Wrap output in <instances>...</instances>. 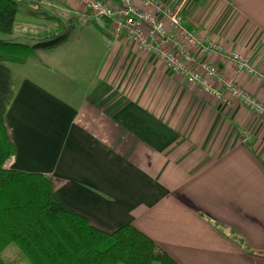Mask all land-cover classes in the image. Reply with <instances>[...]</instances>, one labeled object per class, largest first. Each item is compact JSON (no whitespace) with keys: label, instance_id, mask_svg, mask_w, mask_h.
Here are the masks:
<instances>
[{"label":"crops","instance_id":"crops-1","mask_svg":"<svg viewBox=\"0 0 264 264\" xmlns=\"http://www.w3.org/2000/svg\"><path fill=\"white\" fill-rule=\"evenodd\" d=\"M34 1L63 33L20 65L33 61L36 75L8 67L16 92L4 125L15 155L6 167L48 176L55 199L92 227L131 224L177 264H264V122L113 39L75 0ZM32 13L22 30L48 25ZM183 26L222 49L204 57L190 48L193 55L264 103V82L237 73L225 54L247 58L264 77V0L189 1ZM65 61L83 84L61 95L53 79L76 77Z\"/></svg>","mask_w":264,"mask_h":264},{"label":"trees","instance_id":"trees-1","mask_svg":"<svg viewBox=\"0 0 264 264\" xmlns=\"http://www.w3.org/2000/svg\"><path fill=\"white\" fill-rule=\"evenodd\" d=\"M21 4L0 0V254L12 243L29 264H177L131 224L112 233L92 227L55 199L48 176L5 166L15 151L4 115L16 92L6 63L25 65L36 49L52 47L63 33L60 19L37 9L48 21L42 32L26 31L29 43L6 39L17 29ZM0 264H6L1 256Z\"/></svg>","mask_w":264,"mask_h":264},{"label":"built area","instance_id":"built-area-1","mask_svg":"<svg viewBox=\"0 0 264 264\" xmlns=\"http://www.w3.org/2000/svg\"><path fill=\"white\" fill-rule=\"evenodd\" d=\"M91 17L105 28L113 39H123L137 50L157 58L174 75L197 87L207 96L227 104L229 98L264 122V103L240 88L233 78L226 77L215 65L201 61L189 49L195 48L204 57L221 52V47L202 40L195 31L183 26L185 4L179 0L173 8L164 6L160 0H140V10L135 0H116V5L100 0H75ZM151 9L154 13L146 10ZM237 73L258 82L264 77L253 68L247 58L234 52H225Z\"/></svg>","mask_w":264,"mask_h":264},{"label":"rangeland","instance_id":"rangeland-1","mask_svg":"<svg viewBox=\"0 0 264 264\" xmlns=\"http://www.w3.org/2000/svg\"><path fill=\"white\" fill-rule=\"evenodd\" d=\"M21 2H23V4H21L22 6L20 7L21 10H20V13L18 15V28L16 29L15 33L21 34L22 36L19 37L18 35H14L11 37H6V39H12L15 41L23 40V41L29 43V41H30L29 36H24V33L26 31H29V30H22V29H24V28H22V24H24L28 20H30V18H28V17H34L32 15H35V14H33L32 12L37 11V8H35V7H37L39 5V2H35L34 0H21ZM35 18H37V15ZM46 24L47 23H44L43 25L46 26ZM29 27H31L32 29H37L34 26H29ZM37 32H42V29L40 31H37ZM0 37H4V36H0ZM61 38H62V36H61ZM58 44H60V43H58ZM54 46H55V44L52 47H54ZM52 47H50V48H52ZM67 50H65L64 52H59V54H55V57L58 58L60 56H65ZM69 57H72V56L70 55ZM72 58H74V57H72ZM34 59L36 61H38V59L36 57ZM39 60H40L39 62L44 63L46 59H40V57H39ZM53 61H56V60L53 59ZM31 63H34V62L31 61ZM31 63L25 67H23V66L20 67V65H16V64H12V63H6V66L12 69L15 76L19 77L21 75V73H29L33 69V66ZM65 63H66V65L63 66L65 73L66 74L72 73V74L76 75V77L72 78L71 75H66L67 77H64L62 74L61 75L59 74V76H56L53 79V80H55V82L58 86L57 88L61 90V91H58L61 95H65L66 93H70V92L71 93L78 92V90H80L82 88L81 85L83 84V80H81L80 78H77L78 69L75 67V64L69 63L66 61H65ZM53 67H55V66H53ZM32 74L36 75V72L29 73L28 75H32ZM16 81L18 82V79H16ZM63 89L66 92H63ZM0 256L6 262V264H29V262L24 258V256L18 250V248L12 243L9 244L1 252Z\"/></svg>","mask_w":264,"mask_h":264}]
</instances>
